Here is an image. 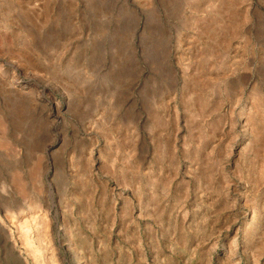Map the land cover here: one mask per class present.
Instances as JSON below:
<instances>
[{"label": "rangeland", "instance_id": "1", "mask_svg": "<svg viewBox=\"0 0 264 264\" xmlns=\"http://www.w3.org/2000/svg\"><path fill=\"white\" fill-rule=\"evenodd\" d=\"M0 264H264V0H0Z\"/></svg>", "mask_w": 264, "mask_h": 264}, {"label": "bare ground", "instance_id": "2", "mask_svg": "<svg viewBox=\"0 0 264 264\" xmlns=\"http://www.w3.org/2000/svg\"><path fill=\"white\" fill-rule=\"evenodd\" d=\"M249 121V120H248Z\"/></svg>", "mask_w": 264, "mask_h": 264}]
</instances>
